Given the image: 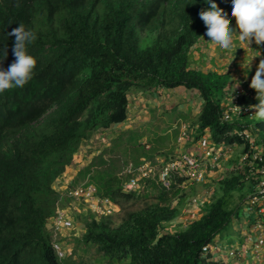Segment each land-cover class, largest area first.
<instances>
[{
	"label": "trees",
	"instance_id": "1",
	"mask_svg": "<svg viewBox=\"0 0 264 264\" xmlns=\"http://www.w3.org/2000/svg\"><path fill=\"white\" fill-rule=\"evenodd\" d=\"M211 2L231 17V0ZM209 6L205 0H0V67L7 70L15 60V37L8 35L13 28L23 23L36 34L27 45L36 60L31 79L0 92V264H64L46 228L63 197L54 182L83 141L127 118L130 90H196L204 104L195 138L208 133L213 142L236 144L243 153L249 146L237 131L247 129L264 148V121L249 113L221 120L226 99L234 95L230 73L190 67V48L206 32L199 12ZM138 27L155 32L145 48L139 47ZM255 96L236 94L235 104L255 105ZM137 141L127 146L135 152V166L153 160ZM239 159L237 153L230 159L232 167L218 178L214 196L199 206L200 215L170 230L167 225L183 208L185 195L172 201L185 178L173 177L169 190L152 178L127 190L130 175H118L111 161L99 156L86 166V182L122 215L115 223L111 214L97 217L90 211L81 217V239L108 264L124 259L224 264L213 259L211 248H202L244 214L242 204L256 179L249 160ZM138 201L140 206L126 208ZM256 218L253 214L252 224Z\"/></svg>",
	"mask_w": 264,
	"mask_h": 264
},
{
	"label": "rangeland",
	"instance_id": "2",
	"mask_svg": "<svg viewBox=\"0 0 264 264\" xmlns=\"http://www.w3.org/2000/svg\"><path fill=\"white\" fill-rule=\"evenodd\" d=\"M227 18L230 21V26L235 28L234 18ZM137 30L139 34V47L145 48L150 45L155 36V32H149L140 27H138ZM241 45H243V48H241L242 51L240 50L239 55L233 57V55L228 53L226 55H229L230 57H223L221 60H218V62L221 63L223 62L222 59H224L226 62L225 65H232L231 70L237 73L241 71L242 68H247V62L251 59L250 55H252V51L255 50L256 46L254 42L249 45L251 49L247 48L244 43H241ZM209 46L211 47V50H203L206 52V55L219 52L216 50L217 47L212 43H210ZM247 54L249 56L246 61L244 56ZM256 54L258 53L256 52ZM128 100L129 107L127 118L123 122L112 125L108 129L96 131L91 139L83 141L74 155L73 165H68L64 170L66 172L71 168L74 172L72 170L68 171L66 175L69 177L63 178L61 176H63L62 174H64V172L58 177L61 182L59 181L60 183H57L58 179L54 182V186H57L58 189L61 190H58L59 194L63 196L58 204L68 208L67 210L74 220V227L72 230H65L55 236L60 239L62 244L64 243L66 249V256L61 259L64 264H108L107 261L104 260L95 250L94 246L90 243L86 244V242H83L81 239L83 233L81 232L83 229V221L81 220V217H86L91 211L88 202L81 199H72L65 195L69 187H74L80 183L88 181V175H86L85 169L91 161L95 159L98 161V157L102 156L104 159H107L108 162L111 161V164L114 165V169L117 171L118 175L125 176L123 169L125 165L127 166L128 163L132 162L133 156L135 155L134 150H132L133 148L131 149L127 146L128 144H134L136 140L140 143H144V151L151 156L150 158L153 159L152 161H154L153 163L155 165H159L164 157L175 155L184 149H191L194 150V152L199 153L196 144L197 138H194V142L189 144L187 142H189L191 137L189 136L184 139L185 136L183 134L185 131L184 127L186 126L187 128V125H189L188 122L190 123L193 120L192 115L188 113V111L195 112L200 105L196 90H183L178 88L173 91L169 90V92L164 91L162 88L146 92L141 90H130L128 92ZM253 118L257 120L254 117V113ZM162 128L166 129L162 130ZM117 136L119 138H116ZM129 136H131L132 139L128 140L126 138ZM120 138L122 139L119 140ZM185 141L187 142L185 143ZM240 147L241 146L233 145L230 151L226 150V152L217 160L216 166L207 169L206 178L203 182L196 183L193 181H187L179 187L172 203L175 204L180 195L185 196L183 199L181 214L176 217V220L174 219L177 222V225L178 223L179 225H185L191 219L197 218V215L200 214L198 207L202 205L199 203L202 201H208L214 196L218 178L224 174L226 169L232 167L228 166V163L236 153L238 154L240 152ZM140 159H143V156L140 157ZM71 171L72 174L75 173L74 176L71 175ZM62 185L63 187L61 188ZM193 197L196 199L195 202L191 201V198ZM140 205L141 201L135 202L134 204L128 203L126 208H136ZM100 208L104 209L105 214H111L115 223L120 220L122 212L119 210L118 206L102 204ZM98 215L97 217H99ZM237 219H241V216ZM237 219L232 220L221 230L220 234H225L226 236L224 241L239 235L237 232L238 229L234 230L238 228ZM175 228L176 227H173L172 229ZM225 248H229L228 245H225ZM220 249L221 250L218 251H214V249L212 250L215 255L214 257L217 261L220 260L223 263H226L227 257L230 258L229 255L226 256L225 254L226 252L228 254V251L226 250L223 254L222 248ZM253 249L255 251L254 247ZM261 250L262 246L259 245L257 251L254 252L256 254L254 257L257 258L258 261L263 260V263L264 257ZM128 263L129 259H124L121 261L116 260L111 264Z\"/></svg>",
	"mask_w": 264,
	"mask_h": 264
},
{
	"label": "built area",
	"instance_id": "3",
	"mask_svg": "<svg viewBox=\"0 0 264 264\" xmlns=\"http://www.w3.org/2000/svg\"><path fill=\"white\" fill-rule=\"evenodd\" d=\"M264 47V43L260 45ZM242 86L234 91V95L230 103L226 104L221 114V120L225 122H231L234 117H238L240 114L249 113L253 109L247 107H240L235 104V95L244 92H252L255 90L249 87L250 80L244 79ZM256 93V92H255ZM235 106V107H234ZM240 108L238 112L237 108ZM184 127V126H183ZM184 134V132H183ZM237 135L240 136L249 146L246 152H239V161H248V165L251 166L252 174L255 175V185L252 191L246 195L242 204V210L246 213L254 214L257 218L253 223V228L264 232V148L263 144L256 143L255 136L247 129H241L237 131ZM197 147L199 153L194 150L181 151L175 155L163 158L159 165H155L151 160H143L141 164L135 166L133 162L128 163L124 167V174L130 175L127 182L124 184V188L127 190L139 188L140 181L142 179L152 178L163 187L165 190L171 188L173 177H184L185 179L180 184L183 185L187 181H193L201 183L206 178L208 168H214L217 164V160L226 152L231 150L232 145L225 143H215L211 140L208 134H203L197 139ZM67 197L72 199H81L89 204V208L95 215H104V209H101L102 204L114 206L107 197H99L96 193L94 185L89 183H80L74 187H69L65 193ZM195 198H191V201L195 202ZM203 203L200 202L201 205ZM198 204V206H199ZM68 208L57 204L54 214L47 221V229L51 232L52 241L51 246L59 260L66 256V249L64 243L55 236L58 233H62L65 230H72L74 227L73 217L67 210ZM260 243L255 242L254 248L257 251ZM208 248L214 251H218V246L213 244L211 246L205 245L202 250L206 252ZM228 255L233 257L236 255L237 250L234 247L226 249Z\"/></svg>",
	"mask_w": 264,
	"mask_h": 264
},
{
	"label": "clouds",
	"instance_id": "4",
	"mask_svg": "<svg viewBox=\"0 0 264 264\" xmlns=\"http://www.w3.org/2000/svg\"><path fill=\"white\" fill-rule=\"evenodd\" d=\"M205 2L209 3L210 6L207 10L201 9L199 17L206 28L204 35L218 49L229 50L233 48L234 36L249 49H251L249 45L253 42L256 45L264 43V0H231L229 15L235 19V28L230 26V21L223 9L219 8L215 2H211V0H205ZM8 35L15 37L12 49L15 60L7 70L0 67V92L13 86L23 87L31 79L36 65L35 58L29 55L27 51V45L35 41L36 34L31 30H26L25 25L21 23L13 28ZM257 53L259 56V52ZM3 55L6 58V48ZM252 58L248 62L247 70L251 68L250 61ZM249 87L255 90V99L258 103L248 107L255 110L254 117L258 121H264V58L260 59L256 65ZM236 108L240 112V108Z\"/></svg>",
	"mask_w": 264,
	"mask_h": 264
},
{
	"label": "crops",
	"instance_id": "5",
	"mask_svg": "<svg viewBox=\"0 0 264 264\" xmlns=\"http://www.w3.org/2000/svg\"><path fill=\"white\" fill-rule=\"evenodd\" d=\"M202 37H200V39L190 48L189 64H190L191 68L201 69L203 71L213 70L216 72H229L230 73V78H229L230 85H229V87H230V90L232 93L236 89H238L240 87V85H242V81L244 79L251 81V78L254 75L255 70H256V65L259 63L260 59L264 58V52H263L264 47H260V45L255 44L256 48L254 51H252L253 52L252 55H250L251 58L253 57L252 60L250 61V64H251L250 70H247V68H242V70L237 73V72H233L231 70L232 65H230V66L225 65L226 62L224 61V59H222L223 62H221V63H219L218 60H221V58H223V57H226V58L230 57L229 55L228 56L226 55L228 53L233 55V57H236V55H239L241 48H243V45H241V42L234 36L233 37V48H231L229 50H220V49L216 48V50H218L219 52L213 53L211 55H206V52L203 50H206V51L211 50V47L209 46V44L211 42L209 41V38L206 35H203ZM259 51H260V53H259L260 55L257 56L258 54H256V52H259ZM248 56H249L248 54L244 56L245 57L244 59L246 61L248 60V58H247ZM254 56H257V57H254ZM237 84H238V86H236ZM176 89L177 88H175V89H164V91L169 92V90L173 91ZM178 89L184 90L185 88L180 87ZM185 90H191V89H185ZM197 95H198L200 105L198 106V109L195 112L194 111H188V113H190L192 115L193 120L190 123L188 122L189 125H187V128H186V126L184 127L185 128L184 139L186 137L188 138L189 136L191 137L189 142L185 141V143L187 142L189 144L194 142L193 140L195 138V133H196V129H197V123H196L195 119H196V116L199 112L198 110H200V108L204 104V101L199 96L198 91H197ZM232 97L233 96L231 95L229 98H227L225 103L226 104L230 103ZM254 111L255 110L253 109L251 116H253ZM205 134H208V133H205ZM189 150H191V149H184L182 151H189ZM169 156H171V155H169ZM169 156H167V157H169ZM70 165H73V163ZM70 170L73 171V169L70 168L66 172L64 171L65 173L63 172L64 174H62L63 176H61V177H63V178L67 177L68 178L69 176H67L66 174ZM72 171H71V175L74 176L75 173L72 174ZM59 181L60 180L58 179L57 183L61 182V181L60 182ZM62 187H63V185L61 186V188ZM54 188L57 191L58 190L61 191L60 189H58L57 186H54ZM198 210H199V207H198ZM243 213L244 214L241 215V219H237L238 228L234 229V230L238 229L237 232L239 233V235L235 236L234 238L232 237L230 239H226L227 241L226 240L224 241V238L226 237L225 234L224 235L219 234L215 237L214 244H216L218 246V250H221L220 248H222V253L226 252L225 245H228V247H234L237 250L236 255L233 257H230V258L227 257V261L224 264H227V263H231V264H264V262L262 263L263 260L258 261V259L254 257V255H256V254L254 253L255 251L253 249L254 243L259 242L260 245L262 246L261 251H262V254L264 257V232L253 228L252 219H251L253 214H251L249 217L248 216L249 214H247L244 211H243ZM199 215L200 214H198L197 217ZM175 220H173L169 225H167V226H169L170 230H175L179 226V224L177 225V222ZM243 223H244V225H243ZM173 227H176V228L172 229ZM83 231H84V229H82L81 232H83ZM225 254H226V256H228L227 252ZM214 256L215 255H213V259L215 261H217Z\"/></svg>",
	"mask_w": 264,
	"mask_h": 264
}]
</instances>
